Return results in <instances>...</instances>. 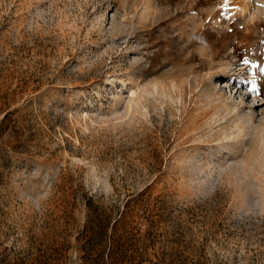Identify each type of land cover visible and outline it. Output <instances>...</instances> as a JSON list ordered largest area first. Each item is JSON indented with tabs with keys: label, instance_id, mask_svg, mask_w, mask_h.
<instances>
[{
	"label": "rangeland",
	"instance_id": "1",
	"mask_svg": "<svg viewBox=\"0 0 264 264\" xmlns=\"http://www.w3.org/2000/svg\"><path fill=\"white\" fill-rule=\"evenodd\" d=\"M260 68L264 0H0V264H264Z\"/></svg>",
	"mask_w": 264,
	"mask_h": 264
},
{
	"label": "snow or ice",
	"instance_id": "2",
	"mask_svg": "<svg viewBox=\"0 0 264 264\" xmlns=\"http://www.w3.org/2000/svg\"><path fill=\"white\" fill-rule=\"evenodd\" d=\"M242 64H244V65H248L249 64V60L248 59H243L242 61ZM252 67H257V65H252ZM260 71L261 72H264V68H260ZM251 84H252V87L249 89V91H252V92H255V91H257V86H256V81H255V79H253L252 81H251Z\"/></svg>",
	"mask_w": 264,
	"mask_h": 264
}]
</instances>
